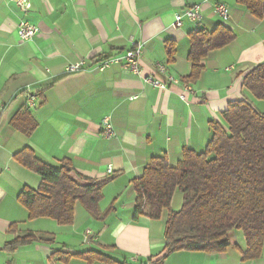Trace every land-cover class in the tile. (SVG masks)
I'll use <instances>...</instances> for the list:
<instances>
[{"label":"crops","instance_id":"1","mask_svg":"<svg viewBox=\"0 0 264 264\" xmlns=\"http://www.w3.org/2000/svg\"><path fill=\"white\" fill-rule=\"evenodd\" d=\"M28 2L31 8L23 13L10 0H0V264H89L77 258L64 263L53 256L86 251L121 264L154 263L164 253L169 211L158 221L135 218L133 182L154 158L165 157L175 168L184 150L204 152L213 134L210 123L227 129L222 114L231 103L245 101L264 113V102L243 86L246 75L264 63V21L237 0ZM195 4L201 7L202 22L185 20L180 30L172 29L173 16ZM217 4L229 9L224 26L234 40L210 53L201 62L199 79L186 83L192 70L188 36L222 25L214 12ZM21 22L37 26L39 34L19 42ZM135 43L142 44L145 74H154L162 64L167 75L192 88L187 104L179 99L177 86L160 91L118 66L99 70L101 62L123 56ZM167 43L175 46L173 63L168 62ZM77 62L84 63L83 71L68 74L66 68ZM29 97L35 99L33 109L27 107ZM28 117L36 123L30 136L24 134ZM106 117L114 138H106L101 129ZM27 147L51 167L70 162L79 183H103L101 218L76 204L69 226L47 218L29 220L18 196L25 188L36 191L40 178L14 160ZM182 203V193L175 191L170 211H180ZM28 232L51 236L53 242L13 253L4 249L15 236ZM228 240L222 253L177 252L162 264H264V244L257 259L244 260L243 233L233 231Z\"/></svg>","mask_w":264,"mask_h":264},{"label":"trees","instance_id":"2","mask_svg":"<svg viewBox=\"0 0 264 264\" xmlns=\"http://www.w3.org/2000/svg\"><path fill=\"white\" fill-rule=\"evenodd\" d=\"M251 15L264 21V0H237ZM190 75L184 80L195 83L202 71L201 62L212 52L234 40L224 25L213 31L204 29L188 36ZM168 62L173 63L175 46L167 43ZM244 88L257 101L264 102V63L246 75ZM225 130L211 122L212 138L204 152L184 150L177 167L169 166L165 157H157L144 168L143 175L133 182L136 193L135 218L144 216L153 221L164 210L169 215L164 227L163 255L151 264H162L177 252L222 253L229 247L228 236L233 231L244 235L247 250L244 260L257 259L264 244V113L245 101L234 102L222 114ZM18 120L13 121L17 126ZM24 134L30 136L36 128L32 118L25 120ZM28 124V125H27ZM14 160L40 178L39 188L23 189L19 203L27 210L29 220L47 218L61 226L74 220L76 204L93 218L100 219L99 203L103 183L73 177V167L62 161L58 168L40 161L27 147L14 155ZM175 191L183 195L180 211H170ZM51 236L32 232L17 235L4 249L13 253L35 243L52 244ZM61 262L77 258L89 264H121L107 255L86 251L78 254L56 252Z\"/></svg>","mask_w":264,"mask_h":264},{"label":"built area","instance_id":"3","mask_svg":"<svg viewBox=\"0 0 264 264\" xmlns=\"http://www.w3.org/2000/svg\"><path fill=\"white\" fill-rule=\"evenodd\" d=\"M16 7L23 13L30 10L31 6L28 0H10ZM214 12L220 19L222 25H225L230 18L229 9L224 4H217L214 7ZM188 21L193 24H200L203 20L201 13V7L197 4L190 6L181 13H176L173 16L172 29L180 30L183 22ZM40 30L37 26H33L26 22H21L16 30L19 42H27L32 40L39 34ZM142 55V44L135 43L132 48L128 50L123 56L110 58L100 63L99 70L108 69L113 66L120 67L124 72L130 73L140 79L147 85L152 86L160 91H166L171 86H177L181 90L179 93V99L186 103V94H194L192 88L187 84H183L172 76L167 75L166 68L162 64H157L154 74H145L144 69L140 65V59ZM83 62H77L66 68L68 74H76L83 71ZM187 104V103H186ZM27 107L33 109L35 107V99L33 97L28 98ZM101 129L106 138H114L116 133L111 125L110 118L106 117L101 122ZM112 172V169H108V174Z\"/></svg>","mask_w":264,"mask_h":264}]
</instances>
